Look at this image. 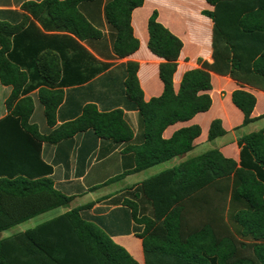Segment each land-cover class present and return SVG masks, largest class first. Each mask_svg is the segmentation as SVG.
Masks as SVG:
<instances>
[{
  "label": "trees",
  "instance_id": "obj_1",
  "mask_svg": "<svg viewBox=\"0 0 264 264\" xmlns=\"http://www.w3.org/2000/svg\"><path fill=\"white\" fill-rule=\"evenodd\" d=\"M175 1H180L176 12L183 20L195 0L167 3L175 6ZM205 1L216 7L215 12H201L214 21L212 67L222 72L229 66L233 74L249 70L264 89V52L258 53L260 44L255 43L264 36V0ZM143 2L40 0L24 2L22 13L0 10V84L11 87L5 101L8 114L0 120L4 129L0 136V264H138L93 218L80 213L92 204L24 231L2 234L72 201L46 177L52 168L41 160L42 143L59 144L84 132L114 143L132 140L121 108L103 112L94 103L85 104L75 119L41 135L29 123L34 110L29 94L39 89L46 123L54 127L63 89L88 82L109 68L99 65L81 43L96 49L106 25L113 56L122 59L133 54L139 42L133 35L131 14ZM157 18L153 10L147 22V47L163 60L158 70L161 95L144 101L134 62L124 65L119 92L138 112L140 122L138 145L126 149L133 153L134 168L121 176L163 165L139 186L152 208V218L139 216L137 205H129L131 218L143 226L136 236L142 242L144 264H264V128L237 140L239 162L225 159L218 149L186 157L200 134L198 126L162 138L168 126L210 108L211 79L208 71L192 69L183 74L174 91L173 75L183 44ZM37 24L51 34L43 33ZM230 49L234 55L223 58ZM231 101L243 114L241 126L259 120L251 117L256 103L253 94L237 89ZM225 135L221 122L213 120L207 141ZM174 158L184 160L174 166Z\"/></svg>",
  "mask_w": 264,
  "mask_h": 264
},
{
  "label": "crops",
  "instance_id": "obj_2",
  "mask_svg": "<svg viewBox=\"0 0 264 264\" xmlns=\"http://www.w3.org/2000/svg\"><path fill=\"white\" fill-rule=\"evenodd\" d=\"M26 1L39 2L40 0H0V10L22 13L20 6ZM167 2H171V0H144L141 7L132 11L131 26L133 35L139 42V47L133 54L125 58L119 59L113 56L109 36L103 35L102 40L96 44V49L84 42L81 43L100 63L99 65L101 63L108 64L109 68L88 82L73 83L74 86L71 88L63 89L64 99L57 109L54 127L50 128L46 123L43 106L38 99L39 89L33 90L29 94L34 105L29 123L35 125L41 135H48L59 125L75 119L80 115L81 108L85 104L94 103L98 110L103 112L121 108L124 120L133 132V138L128 142L114 143L111 140L94 139L92 135L84 132L59 144L42 143L41 160L52 168V173L46 177L51 179L56 191L73 198L66 207L49 210L32 218L28 223L26 222L28 225L22 227L21 231L53 219L71 209L84 208V206L92 204L91 208L80 213L93 218L94 222L107 232L115 243L122 246L138 264H144L142 242L136 236L142 232L143 226L136 224L131 218L129 205L130 202L137 205L139 216L152 218V208L149 202L141 196L139 186L142 181L157 174L161 169H156V171L151 168L138 173L128 172L121 176L134 168L133 153L126 149L129 146L138 145L140 122L138 112L133 110L130 104L126 102L123 105L113 99L114 90L110 88L111 84L109 83H113V79L116 78L120 79L119 83H121L125 74L124 65L127 62H134L138 64L137 78L144 101L161 95L163 84L160 81L158 70L163 60L153 55L147 47V22L153 10L158 13L157 21L178 37L183 44L177 69L173 75L174 91L178 90L183 74L192 69L202 68L208 71L211 79V89L207 92L211 98L210 108L205 112L197 113L188 121L168 126L163 131L162 138H171L173 133L181 128L198 126L200 134L193 140V149L186 157H195L209 150L218 149L225 159L239 162L240 148L237 140L252 131H257L255 127L254 130L245 129V127L253 126L264 118L263 83L258 81L259 79L253 76L249 70L241 73L242 69H240L233 74L229 72V66H226L227 71L222 72L212 67L216 59L214 21L203 16L201 12H215L216 7L208 4L205 0H195L189 3V11L184 13L185 17L180 20L176 12L177 2L180 3V1H175V6ZM37 25L40 28V25ZM41 31L51 34V32L42 29ZM101 32L105 35L110 34L106 25L101 29ZM262 36L255 41L260 44L258 53L264 52V36ZM231 55H234L233 49H230L223 58ZM250 58L252 59V56ZM119 65L123 66L121 71L116 69ZM238 74H240L239 77ZM42 81V79L38 80L41 82L40 85H43ZM103 84L104 86H102ZM237 89L253 94L256 99L251 117L259 118V120L247 126H241L243 114L231 101V94ZM103 92L109 98H102ZM10 93L11 87L0 84V120L8 114L5 101ZM37 111L43 115L42 119L41 117L36 118ZM213 120L221 122V127L226 131V135L214 142H208V131ZM262 128H264V124L260 129ZM3 131L4 129L0 128V136ZM183 160L184 158H174L171 163L175 166ZM116 177L119 178L116 182L104 185Z\"/></svg>",
  "mask_w": 264,
  "mask_h": 264
},
{
  "label": "rangeland",
  "instance_id": "obj_3",
  "mask_svg": "<svg viewBox=\"0 0 264 264\" xmlns=\"http://www.w3.org/2000/svg\"><path fill=\"white\" fill-rule=\"evenodd\" d=\"M188 11H189V9H188ZM188 16V15H187ZM104 31V30H103ZM104 36H109V33H107V35H105V34H103ZM122 68H123V66H118L116 69H118V70H122ZM120 82V79H118V78H116V79H113V83H109V84H111V87L110 88H112L113 90H114V94H113V99L114 100H118V102L119 103H121V104H125L126 103V100L124 99V97H123V95H121L119 92H120V90H122V86H121V84L119 83ZM113 85V86H112ZM103 86V85H102ZM101 86V87H102ZM103 89V88H102ZM104 90V89H103ZM121 95V96H120ZM103 97H106V98H109V96H107L104 92H103V95H102V98ZM38 117H41V119L43 118V115L40 113V111H37L36 112V118L38 119ZM264 124V118H263V120L262 121H260L259 123H257V124H255V125H253V126H249V127H245V129H253L254 127L257 129V130H259L260 128H261V126ZM254 130V129H253ZM163 167V165H160V166H156V167H154V169L156 170V169H161ZM157 171V170H156ZM116 182V181H115ZM28 223V222H27ZM27 223H25V224H22V225H20V226H18V227H15V228H13L11 231H8V232H5V233H3L2 234V236H7V235H10L11 233H14V232H18V231H21V229H22V227H26L28 224ZM25 225V226H24ZM21 227V228H20Z\"/></svg>",
  "mask_w": 264,
  "mask_h": 264
}]
</instances>
